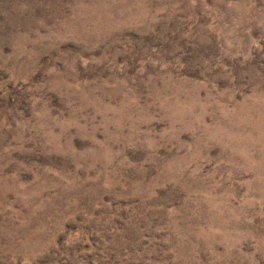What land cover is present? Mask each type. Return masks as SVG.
<instances>
[{
	"label": "rangeland",
	"instance_id": "rangeland-1",
	"mask_svg": "<svg viewBox=\"0 0 264 264\" xmlns=\"http://www.w3.org/2000/svg\"><path fill=\"white\" fill-rule=\"evenodd\" d=\"M0 264H264V0H0Z\"/></svg>",
	"mask_w": 264,
	"mask_h": 264
}]
</instances>
